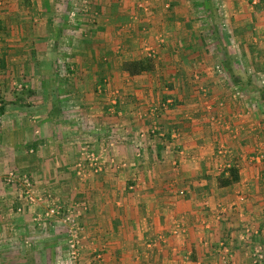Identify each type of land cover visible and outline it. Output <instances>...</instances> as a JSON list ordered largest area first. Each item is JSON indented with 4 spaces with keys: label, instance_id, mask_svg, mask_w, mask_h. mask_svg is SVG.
Segmentation results:
<instances>
[{
    "label": "crops",
    "instance_id": "crops-1",
    "mask_svg": "<svg viewBox=\"0 0 264 264\" xmlns=\"http://www.w3.org/2000/svg\"><path fill=\"white\" fill-rule=\"evenodd\" d=\"M93 2L98 11L96 18L91 19L93 27L81 33L77 47L72 49L73 55L77 53L81 57L78 59L75 54L74 62L68 65L82 72V76L69 79L67 87L74 89L83 86L85 89L84 94L80 89L79 94L71 96L73 102L82 106L84 116L81 118H86L103 131L112 128L119 134L122 130L128 132L125 135L127 141L119 140L113 148L116 159L125 162L124 168L112 175L97 177L94 187L90 185L89 191L86 187L80 193L82 198L86 197L88 205L83 222L95 237L96 244L107 246L108 258L104 257L107 264H133L138 258L144 260L143 264H181L179 258L184 255L189 258L188 264H217L216 250L220 242L230 251L229 264H246L251 244L240 243L237 235L244 226L256 227L264 248V178H259L253 172V166H247L246 171L242 160H245L247 150L252 152V143L262 136L264 129L255 126L258 123L253 125L250 117L242 118L239 126L232 122L233 129L229 130L224 126L218 129L216 125L207 127L198 124L204 117L195 111L201 101L193 90L191 79H188L191 69H194L192 65L206 76L197 85H210L213 82V99L220 98L222 90L208 75V68H203L194 58L191 60L197 54L201 56V52L198 45L193 46L199 37V29L193 28L192 17L187 14V1L148 0L147 12L143 13L139 22L135 16H130L133 0ZM165 2L171 6L170 10L164 9ZM221 2L225 6L221 22H235L241 26L240 32L251 34L252 31H260L264 36V1L254 3L259 6L257 9H253L254 5L247 0ZM56 4V0H0V56H4L2 60L6 71L9 64H12L10 67L23 68L22 53H38V47H45L42 41L45 37L60 39V31L65 36L64 18L57 12V9L61 11V6ZM233 5L235 10H232ZM80 17L78 20L81 22L88 20L86 15L80 14ZM258 26L260 29H257ZM118 30L130 33H123V37ZM149 44L155 48L158 61L151 70L126 77L119 66L124 61L140 58L142 46L147 48ZM109 47L114 54H120L116 57L117 61H108L98 67L89 63L86 57L84 61V55L91 53L109 54ZM106 67L113 70L112 74L104 72L99 79L97 74ZM100 82L105 91L110 93L112 90L111 94H116L91 95L90 88L86 87L100 85ZM0 83L4 84L2 80ZM160 83L168 85L169 90H165L166 87L160 89ZM169 99L174 103L170 113L159 112L155 115L162 129L167 130L166 134L159 135L156 141L144 139L147 142L145 148L140 157L135 158L134 148L128 140L129 134L143 133L142 130L149 129V107ZM98 102H101V107L94 106ZM109 102L115 104L111 106ZM112 108H115V113H111ZM212 108L221 111L223 117L234 118L228 107ZM189 115L194 117L196 125L186 121L185 117ZM174 119L185 124L179 129H167V120ZM70 125L67 123L61 127L78 128L75 124ZM11 130L12 133L22 131V136L29 133V129ZM40 130L43 134L38 145L26 137L21 148L37 147L38 150L40 143H47V140L50 143L51 129H45V132L44 129ZM232 130L237 134L235 141L238 143L227 136ZM219 142L225 143L227 156L232 155V159L242 167L238 171V181L223 187L215 183L217 173L213 172L211 177L209 171V166L215 165L218 159L215 153ZM228 143H231L230 147ZM67 158V147L63 145L61 152L49 153L45 157L26 155L21 156L20 160L23 171L32 173L36 188L44 186L48 190L61 192L71 180L67 167L72 165L73 160ZM31 160L34 167H30ZM242 170L244 172L241 173ZM127 184L134 187L128 190ZM178 190L183 191V196L178 195ZM220 205L223 207L220 208ZM173 219L183 225L184 232L179 238L167 232L175 222ZM159 236L165 238L160 242L156 238ZM150 241L158 247L148 248L146 244ZM49 247L47 243L43 244L44 251ZM169 258L173 260L168 261ZM19 262L25 264L24 259L16 263Z\"/></svg>",
    "mask_w": 264,
    "mask_h": 264
},
{
    "label": "rangeland",
    "instance_id": "rangeland-1",
    "mask_svg": "<svg viewBox=\"0 0 264 264\" xmlns=\"http://www.w3.org/2000/svg\"><path fill=\"white\" fill-rule=\"evenodd\" d=\"M56 1V6H61V11L57 9V12H60L58 14L64 18L62 23H65L63 26L66 30L65 36L64 32L60 31L58 34L60 39L54 40L49 37L42 39L45 47H38L41 53L23 52V68L10 67L12 64H9L6 71L2 60L4 56H0V80L5 84L0 83V264H24L23 262L16 263L21 259H24L25 264H107L105 259L108 258V256L106 257L107 246L100 247L96 244L95 237L90 234L91 232L83 222V215L87 211L88 205L86 197L82 198L80 193L86 187L89 191L90 185L94 187L97 177L112 175L118 169L124 168L125 162L116 159L113 148L116 146L115 143H119V140L127 141L125 135L128 132L124 133L122 130L119 134L116 129L112 128L103 131V129H98V126H94V123L86 121V118H81L84 116L82 106L73 102L71 96L79 94L80 89L84 94L85 89L83 86L74 89L67 87V81L73 77L79 78L82 76V72L79 73L73 66L69 68L68 65L74 62L75 54L78 59L81 57L77 53L73 55L72 49L74 46L77 47L76 43H78L81 33L86 32V28L93 27L90 24L91 19L96 18L95 15L98 11L94 0ZM133 1L130 16H135L138 21L142 18L143 13L147 12L149 4L148 0ZM185 1L188 5L187 14L192 17L193 28L199 29L197 33L199 37L193 46L198 45L201 56L197 54L191 60L194 58L203 65V68H208V75L222 90V96L216 100L213 99L215 90V87L211 89L213 82H210V85L202 83L197 85L199 80L205 79L206 76L202 70L199 71L194 64L192 65L194 69H191L192 73L188 79H191L192 86L194 85L193 90L201 101L195 111L199 116L204 117L203 120H199L198 124L207 127L216 125L218 129L224 126V129L229 130L233 129L232 122L239 126V121L242 118L250 117L253 125L258 123L255 126L264 129V36L260 34V31L257 33L252 31L251 34L240 32L241 26L235 22H221L225 13V6L221 0ZM259 1L247 0L251 5ZM163 7L170 10L171 6L165 2ZM258 7L254 5L253 9ZM232 8L235 10L234 5ZM80 14L86 15L88 20L86 22L78 20L81 18ZM79 21L80 23H78ZM231 21H233L232 17ZM189 27L190 24L186 28ZM257 29H260L259 26ZM133 30L136 31L134 28ZM123 33L118 30V34L124 37ZM246 34L248 35L245 36ZM65 39L68 40V45ZM143 48L144 45L141 57L150 58L155 64L158 61L155 48L150 44L147 45V48ZM109 49L110 53L107 55L100 54V56L95 52L84 55L83 59L86 61L87 58L89 63L97 65V67L104 63L107 64L108 61H117L116 57L120 54H114L111 47ZM119 67L126 77L130 76L129 73L121 69V65ZM111 71L113 70L106 67V69L100 70L97 76L100 79L101 74L105 72L107 75H111ZM101 84L103 83L100 82V85L94 84L86 88H90L91 95H107L109 91H105ZM158 86L162 90L163 87H166L165 90H169L165 83H160ZM111 92L112 90L109 93L111 96L116 94V92L113 94ZM111 100L115 101V98ZM100 103L98 102L94 106L101 107ZM114 104L115 102L110 103L111 106ZM173 105L174 103L169 99L150 106L149 129L142 130L143 133L140 131L136 134H129L128 140L131 141L130 145L134 148L135 158H139L141 151L145 148L144 144L147 142L144 139L156 141L160 138L159 135L166 134L167 130L162 129L155 115H158L159 112L170 113L174 108ZM216 106L228 107L234 118L230 114H228L229 118L223 117L221 111L217 112L212 108ZM114 110L115 108H112L111 113H115ZM47 118L50 119V123ZM185 118L190 124L193 123V126L197 124L194 117L189 115ZM167 121L169 123L166 124L167 129H179L181 125L185 124L183 121L180 123L179 120L176 122L175 119ZM67 123L75 124L78 128L61 127ZM11 129H29V133L27 135L24 133L22 136V131L12 133ZM40 129H44V132L45 129H51L50 143L48 140L47 143H40L41 146L38 150L37 147L22 149L21 143L26 142V137L38 145L43 134ZM223 131L225 132V130ZM222 135L221 139L224 138ZM236 135V132L232 130L227 136L230 138L229 140H233L232 142L238 143L235 141ZM122 137L123 139H121ZM252 144V152L247 150L245 160H242L246 165L243 167L247 171V166H253V172H256L259 178H264V130L262 136L260 135ZM63 145L67 147V159L73 160L71 166L67 165L71 180H68L61 192L53 191L54 189L48 190L44 186L36 188L37 184L32 178V173L23 171L21 156L33 157L36 154L45 157L49 153L61 152ZM228 145L230 147L231 143ZM226 149L224 142L217 144L215 156L218 159L215 165L209 166L211 177H213V172H216L217 176L225 174V169L231 164L237 168V171L242 168L235 162V159H232V155L227 156ZM138 153L139 155H137ZM31 163L30 167H34L32 160ZM204 176L206 178L209 175ZM215 183L217 184L216 178ZM126 186L128 190L134 187L132 184ZM178 195L183 196V191L178 190ZM173 221L175 222L172 223L171 230L167 232L179 238L184 232L183 225L176 219ZM237 237L240 243L251 244L248 249L249 260L246 264H264L263 260L259 263L252 262L251 250L254 246L261 247L264 255V248L260 243L261 234L258 229L244 226ZM156 238L161 242L165 237ZM44 243L50 246L46 251L43 248ZM152 244L150 241L146 245L148 248L155 247ZM216 251L217 264L231 262L229 260L230 251L224 243L220 242ZM46 252L49 255H45ZM179 259L181 264L190 262L187 255ZM169 260L173 259L169 258ZM143 261L138 258L133 264L136 262L143 264Z\"/></svg>",
    "mask_w": 264,
    "mask_h": 264
},
{
    "label": "trees",
    "instance_id": "trees-1",
    "mask_svg": "<svg viewBox=\"0 0 264 264\" xmlns=\"http://www.w3.org/2000/svg\"><path fill=\"white\" fill-rule=\"evenodd\" d=\"M260 1H264V0H260ZM152 68H153V62L150 58H147V57H140L137 59L127 60V61L122 62L121 64V69L126 71L130 75L149 71ZM225 172H226L225 174H220L216 178L217 185L219 187L231 185L237 182L239 179L237 168L234 165L232 164L229 165L225 169Z\"/></svg>",
    "mask_w": 264,
    "mask_h": 264
},
{
    "label": "built area",
    "instance_id": "built-area-1",
    "mask_svg": "<svg viewBox=\"0 0 264 264\" xmlns=\"http://www.w3.org/2000/svg\"><path fill=\"white\" fill-rule=\"evenodd\" d=\"M252 262H261L264 259V255L261 251V247L254 246L251 250Z\"/></svg>",
    "mask_w": 264,
    "mask_h": 264
}]
</instances>
